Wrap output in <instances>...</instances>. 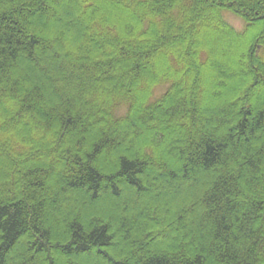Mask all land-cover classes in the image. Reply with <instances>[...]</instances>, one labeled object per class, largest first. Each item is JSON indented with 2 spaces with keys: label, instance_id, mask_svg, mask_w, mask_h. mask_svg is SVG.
Wrapping results in <instances>:
<instances>
[{
  "label": "trees",
  "instance_id": "1",
  "mask_svg": "<svg viewBox=\"0 0 264 264\" xmlns=\"http://www.w3.org/2000/svg\"><path fill=\"white\" fill-rule=\"evenodd\" d=\"M0 264H264V0H0Z\"/></svg>",
  "mask_w": 264,
  "mask_h": 264
},
{
  "label": "rangeland",
  "instance_id": "2",
  "mask_svg": "<svg viewBox=\"0 0 264 264\" xmlns=\"http://www.w3.org/2000/svg\"><path fill=\"white\" fill-rule=\"evenodd\" d=\"M227 19L234 25L236 26L238 29H242L243 28V22L241 20H239L238 18L234 17L233 15H227ZM85 25V24H84ZM83 30V29H82ZM221 58H225V55L224 54H221L220 56ZM125 138V137H123ZM61 169V171L63 170L62 169V166L61 164L59 166L56 165V168L55 169ZM125 186V185H124ZM106 207L109 206L108 204L105 205Z\"/></svg>",
  "mask_w": 264,
  "mask_h": 264
}]
</instances>
